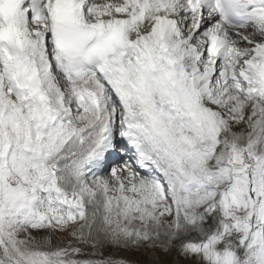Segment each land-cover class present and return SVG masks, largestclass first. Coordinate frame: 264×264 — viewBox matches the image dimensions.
Wrapping results in <instances>:
<instances>
[{"label": "snow or ice", "instance_id": "1", "mask_svg": "<svg viewBox=\"0 0 264 264\" xmlns=\"http://www.w3.org/2000/svg\"><path fill=\"white\" fill-rule=\"evenodd\" d=\"M0 264H264V0H0Z\"/></svg>", "mask_w": 264, "mask_h": 264}]
</instances>
